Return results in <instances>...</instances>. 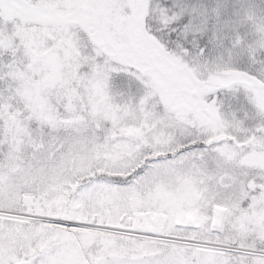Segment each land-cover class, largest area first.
Listing matches in <instances>:
<instances>
[{
    "label": "snow or ice",
    "instance_id": "6c2138e0",
    "mask_svg": "<svg viewBox=\"0 0 264 264\" xmlns=\"http://www.w3.org/2000/svg\"><path fill=\"white\" fill-rule=\"evenodd\" d=\"M0 264H264V0H0Z\"/></svg>",
    "mask_w": 264,
    "mask_h": 264
}]
</instances>
